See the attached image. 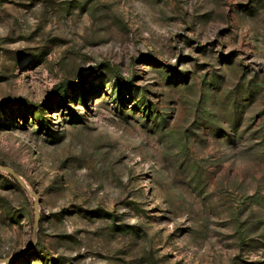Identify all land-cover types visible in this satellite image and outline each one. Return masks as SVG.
<instances>
[{
	"label": "rangeland",
	"instance_id": "obj_1",
	"mask_svg": "<svg viewBox=\"0 0 264 264\" xmlns=\"http://www.w3.org/2000/svg\"><path fill=\"white\" fill-rule=\"evenodd\" d=\"M0 164V264H264V0H0Z\"/></svg>",
	"mask_w": 264,
	"mask_h": 264
},
{
	"label": "water",
	"instance_id": "obj_2",
	"mask_svg": "<svg viewBox=\"0 0 264 264\" xmlns=\"http://www.w3.org/2000/svg\"><path fill=\"white\" fill-rule=\"evenodd\" d=\"M0 171L1 172H4V173H7V174H10L12 175L16 180L17 182L19 183L20 186H22L23 189H25L26 191H28L31 195H33V197L35 198V209H36V225L38 224V221L40 219V215H39V211H38V204H39V200H38V196L35 192H33L31 189H29L23 182H22V179L17 175L15 174L11 169L7 168V167H3V166H0Z\"/></svg>",
	"mask_w": 264,
	"mask_h": 264
},
{
	"label": "trees",
	"instance_id": "obj_3",
	"mask_svg": "<svg viewBox=\"0 0 264 264\" xmlns=\"http://www.w3.org/2000/svg\"><path fill=\"white\" fill-rule=\"evenodd\" d=\"M69 86H71V83L66 82V83L59 85L56 90L59 91V93H64ZM0 165L4 166V164H0ZM9 179L12 180L13 183L19 186V183L17 182L15 178L9 177Z\"/></svg>",
	"mask_w": 264,
	"mask_h": 264
}]
</instances>
